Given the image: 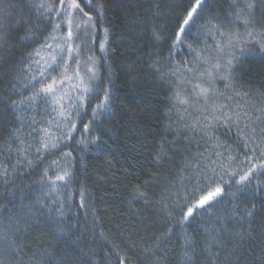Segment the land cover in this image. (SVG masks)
<instances>
[{
	"label": "trees",
	"instance_id": "1",
	"mask_svg": "<svg viewBox=\"0 0 264 264\" xmlns=\"http://www.w3.org/2000/svg\"><path fill=\"white\" fill-rule=\"evenodd\" d=\"M78 2L92 17V47L60 53L41 79H59L67 64L73 81L86 80L92 63L96 76L64 101L60 117L50 94L25 98L43 86L38 54L64 5L0 0L8 26L0 54V264H264V174L246 185L225 174L247 164L237 126L223 119L233 111L255 119L264 108V0H207L175 46L189 0ZM240 8L247 24L236 18ZM221 32L248 42L226 71L214 120L204 111L210 102L177 103L174 92L178 76L225 40ZM255 127L264 151V119ZM42 139L57 147L37 152ZM212 168L227 181L222 196L184 219L185 197L208 177L218 181Z\"/></svg>",
	"mask_w": 264,
	"mask_h": 264
},
{
	"label": "snow or ice",
	"instance_id": "2",
	"mask_svg": "<svg viewBox=\"0 0 264 264\" xmlns=\"http://www.w3.org/2000/svg\"><path fill=\"white\" fill-rule=\"evenodd\" d=\"M87 3L89 5L92 4V0H87ZM207 3V0H189L187 7L178 14V17L176 19V40L174 41V46L178 43H182V37L183 35L189 30L192 24L195 23V19L197 16L200 15V13L204 10V6ZM61 5H65V10L69 9H79V11L83 14L84 17H87V20H91L92 17L89 16L87 12H84L83 8H81L80 3L78 0H68L66 3V0H60ZM40 8H45V3H41L39 5ZM249 7V12L251 10V5ZM102 8V5H101ZM50 10V9H49ZM99 12V10H98ZM71 13L69 12V15ZM236 18L238 20H241L243 23L247 24L248 20L247 17L244 15V9L240 8L235 13ZM61 25L57 24L56 27L59 28ZM77 27H80L78 24ZM213 28H216L217 31H219V27L217 25H212ZM68 38L71 39L73 36V32L71 28H69V31L67 33ZM222 36H225L224 43L222 45H219L216 49L217 52H223L225 48H231L232 46V37L228 35L227 33L221 32ZM249 36H251V33H248ZM158 38V37H157ZM8 44V26L6 23H0V54L3 53V50L5 49L6 45ZM48 48H51L50 44L45 45ZM68 51L72 52L73 49L71 46L68 47ZM38 54V51H37ZM197 59H200L198 56ZM210 59V57H209ZM52 63L56 66H59V61L57 60V56H52ZM205 63H208V59L205 60ZM227 66H231L232 59H228L226 61ZM225 66L223 64H220L217 62L213 68L215 70H219L224 68ZM48 71V69H45L44 71H41L39 73V77L36 78L37 84H43L42 87L38 89V91L33 92V94L29 97H26L25 99L28 101L37 100L38 98H43L46 95L53 94L56 91V85L58 83L57 78L53 77L51 79V82H45L43 79L45 77V73ZM188 71L192 72L194 71L192 68H189ZM211 75V73H208ZM175 75V73H173ZM197 75H204V73H198ZM65 79H71V77L66 76ZM184 80H181L180 83H184ZM189 83L191 81H188ZM29 84H31L32 87H36V84H32L31 80L29 81ZM25 87H29V85H25ZM195 89H198L196 92L197 97H203L205 102L207 103L210 95V89L201 87L199 84L194 85ZM107 99V96L105 97ZM176 100L181 104H188L189 101L187 99H181L179 96V93L176 96ZM104 104L98 105V107H104ZM212 115V119L219 120L221 119V113L222 109L212 105L208 104L207 107L204 109V111H209ZM260 111L261 115L257 116L255 119H250V113L247 111H233L231 115L224 114L223 119L226 122L234 123L237 126L238 129V135L240 137L241 142L243 143V148L246 150L243 152L244 156V162L247 164V170L244 171L243 168H240L238 170H233L231 172H228L227 169H225V174L228 175L236 184L238 185H246L247 183H250L251 180H253L258 170L264 174V151H260L261 145L256 142V121L264 119V108L258 109ZM207 119V117H205ZM241 122H243V127H241ZM73 128H75V125H72ZM88 126L85 125V128ZM193 128L196 127L195 124L192 125ZM45 133H47V130H44ZM262 132H264V129H261ZM261 141L264 142V136H262ZM55 148L57 147L56 144L50 143V142H44V140H41L40 148L37 149V152H39L41 149H49V147ZM259 151V156L255 155ZM238 157H234L232 155H229L227 157L228 161H234ZM259 161V163H256L254 161ZM55 163V162H54ZM212 163H215L214 161ZM212 173H216V169H211ZM69 175L67 171H64L63 175H57L55 177L56 180L63 181L65 178ZM216 176H218L217 179L213 177H208V184L201 185L197 190H194L192 193L187 195L185 197V203L180 205L181 209H186V211H183V218L187 219L188 217H191L195 211L198 209L204 208L206 205H209L210 202L214 201L216 198H219L222 196L224 192V185L227 183L223 179V176H219L218 173H216ZM238 177V179H236ZM251 215V213H249ZM60 231V230H58ZM118 264H125L124 259H120Z\"/></svg>",
	"mask_w": 264,
	"mask_h": 264
},
{
	"label": "rangeland",
	"instance_id": "3",
	"mask_svg": "<svg viewBox=\"0 0 264 264\" xmlns=\"http://www.w3.org/2000/svg\"><path fill=\"white\" fill-rule=\"evenodd\" d=\"M67 2L68 0H66V3ZM69 12L71 13L70 15ZM58 24H60L61 26L57 28V24L55 25L54 31L47 41V44H50L51 48L44 46V48L38 54L41 71L45 70L48 66L53 64V55L57 56L58 58V56H60V53L64 52L65 50H67L68 53H71L68 51L69 46H71V48L73 49L72 52L75 56H77L75 51L80 47L83 49H91L92 47L91 35H93V25L90 20H87V17L85 18L84 16H82V14H80L79 9L65 10L64 5L62 21L58 22ZM78 24L80 25V27H77ZM69 28H71L73 32V36L71 39H69L67 35ZM231 37L232 46L230 49L225 48L223 52H217V47L224 43V41H221L213 49H211L210 54L196 60V62L191 67L194 71L190 72L188 71V68L181 74L180 77L178 76V83L174 92L175 102L179 103L176 100V96L178 93L181 99H190V96H193L194 98L204 99L203 97H197L196 95L198 89H195L194 85L199 84L201 87L210 89V95L207 102H210V104H215L217 106L220 104L219 101H221L223 97V92L221 90L228 87L226 71L229 70L230 67L227 66L226 61L228 59L234 60V57L237 54L236 51L246 46L248 42L246 39L242 38V35ZM88 57L89 54L86 55L85 59L88 60ZM206 59H208V63H205ZM75 60L76 59H74V61ZM217 62L223 64L225 67L219 70H215L213 66ZM92 64L85 67L86 62L84 63V67L89 76L86 77V80L77 78L75 81H73L71 80V78V81L69 80L68 82H66L65 77H70L69 75L72 73V71H75L74 66H70L68 64L61 72V75L58 76L59 79H57L58 83L56 85V91L55 93L50 94V96L52 103L59 107L62 112H59L60 117H64L62 108L64 101L67 100V98H73L74 96H77L79 94V91L85 90L87 88L90 89L89 85L91 84L93 77L96 76V67ZM198 73H204V75H197ZM208 73H211V75H209ZM181 80H184L185 82L181 84ZM188 81L191 82L189 83Z\"/></svg>",
	"mask_w": 264,
	"mask_h": 264
}]
</instances>
